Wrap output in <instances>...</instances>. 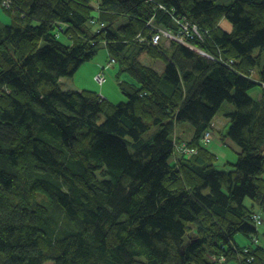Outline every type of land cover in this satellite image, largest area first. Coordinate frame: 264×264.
Instances as JSON below:
<instances>
[{
	"label": "trees",
	"instance_id": "1",
	"mask_svg": "<svg viewBox=\"0 0 264 264\" xmlns=\"http://www.w3.org/2000/svg\"><path fill=\"white\" fill-rule=\"evenodd\" d=\"M13 4L0 24V264H264V0ZM163 30L193 47L134 41ZM103 41L135 76L119 104L61 87ZM225 102L241 151L217 166L203 139Z\"/></svg>",
	"mask_w": 264,
	"mask_h": 264
},
{
	"label": "rangeland",
	"instance_id": "2",
	"mask_svg": "<svg viewBox=\"0 0 264 264\" xmlns=\"http://www.w3.org/2000/svg\"><path fill=\"white\" fill-rule=\"evenodd\" d=\"M231 2H232V0H219V3H222V4H229ZM0 8L3 11H5L6 13H8L11 10V8L9 9L8 7H5L2 1H0ZM95 11L98 12L99 16L105 15V17L112 19V21L119 19V17L118 16L116 17L115 14L107 13V12L105 13L104 9L100 6L95 7ZM9 16L11 17V15H9ZM11 20L13 22V20H14L13 17H11ZM12 22L10 24H12ZM120 22L123 23V22H125V20L120 19ZM120 22H118V23H120ZM177 23L179 24L178 26H181V24H182L180 21H178ZM222 23H223V21H222ZM222 23H221V27H223L225 29L226 26L222 25ZM102 26L104 27L105 23H103ZM182 26L185 27L186 23L182 24ZM228 27H230V25H228ZM65 28H66V26L64 27V29ZM191 29H192L191 35L189 34L190 38L193 39V35H196V37H198L200 39H202L203 36L206 37L205 34H207V33L204 32V29H202L201 27L197 28L199 30V33H200L199 35L194 34L193 28H191ZM150 33H152V31H150ZM139 36L140 35H138V37L135 36V39H134L135 42H139V43L149 42L153 46H159V45H155L154 41H152V38L146 39L145 37H148V36H146L144 33H142V35H141V38H144V41H140ZM67 38L70 39L71 37L67 36ZM178 40L180 42H183V43L187 42L193 47V45L191 44L192 42H189L187 37L185 38V37L181 36V38ZM163 44L166 45V47H169L171 42L164 38ZM96 51H97V54H96L95 58L91 61L84 63L82 65V67L79 68V70H77V72L75 73V75L73 77H69L68 79H65L63 87L65 86V83L69 87H75L76 86L75 88L80 87L79 89H83V90L85 89L84 87H86V86H87L86 88H92V87L97 86V88H98L97 90L96 89H90V90L91 91L96 90L95 92L101 94L100 91H102V89H103L104 91H106V93L110 94L109 100L113 104H119L120 102L125 101L127 99V97H126L127 94L123 91V89L120 85V82L121 81H127V82L134 83V82H136V80L134 78L135 76L132 73H130L129 71L122 72V69L125 68V64H123L122 62H119V61L117 62L112 57L113 55L110 53L109 49L107 48L106 41H103V43L102 42L99 43L98 46L96 47ZM110 55H112V56H110ZM204 55L209 56L208 54H204ZM147 56L148 55L143 56V58H144V59H142L143 62H146L145 57L146 58L149 57V56L148 57ZM148 59H150V58H148ZM98 60L103 61V63H104L103 67L107 64L108 61H109L108 63L113 66L111 68H105V71H101L102 77L107 76L105 84H104V81L102 82L104 84V86H102L103 84H100L101 87L98 85L99 81L96 77L94 80H91V79L89 80L86 76V75L90 74V70H92V68H94L96 65H101V63H99ZM149 61H154V60L150 59ZM262 63H263V61H262ZM257 70L254 71V73H252V75H251L256 81L260 79V77L257 73ZM84 71H85L86 75L83 74ZM126 75L130 76L131 79L130 80L126 79L125 78ZM262 87L264 88V83L262 84ZM257 91L261 92L260 90H256V91L254 90V91H252L251 94L254 95L255 92H257ZM225 111L234 112L235 107L229 102L224 103L222 110L218 113L217 117L214 119V121L212 123L213 131H214V135H213L212 140L211 141L203 140V142L206 144V147H208L209 150L212 151V153H214L218 156V161L216 163L217 166H221V163L224 160H226V162H228L229 160H230V162H233V163L237 162L238 161V153L240 150V147L227 136L228 129H229V121H228L229 118L225 116V114H224ZM224 122H226L227 125L223 124ZM186 127H188V126H186ZM189 129H190V127H189ZM189 134L190 133L187 132L186 136H189ZM213 139H214V141H213ZM183 146H186V145H183ZM252 203H253L252 200L249 197H247L244 204H246L247 206L250 207L252 205ZM258 231L259 232L257 233V236H258L259 242L261 245L264 246V215H263V223H262V225H260L258 227ZM236 240L240 244H244L245 242L248 241V239L242 234L237 235ZM225 264H227V263H225ZM229 264H236V263L231 262Z\"/></svg>",
	"mask_w": 264,
	"mask_h": 264
},
{
	"label": "crops",
	"instance_id": "3",
	"mask_svg": "<svg viewBox=\"0 0 264 264\" xmlns=\"http://www.w3.org/2000/svg\"><path fill=\"white\" fill-rule=\"evenodd\" d=\"M10 14L9 13H6L5 11H3L1 8H0V24H10L11 22H12V20H11V17L9 16ZM222 25H225L226 26V28L227 29H230L231 27H228V25H230L228 22H226V21H223V23H222ZM146 54H144V53H142V54H140L139 55V59L141 60V62L144 64V65H146V66H149V67H153L154 69H156L157 71H159V72H162L163 70H164V68H165V63L162 61V60H154V61H149L150 59H148V58H146L145 57V61L146 62H143L142 61V59H144L143 58V56H145ZM98 62L99 63H101V65H96L94 68H92V70H90V74L89 75H86L85 74V71H84V73L83 74H85L86 76H87V78L90 80H94L95 79V77L99 74V73H101V71H105V68H111V67H113L112 65L110 66L109 65V61L107 62V64L103 67V61H101V60H98ZM150 62V63H149ZM115 66V65H114ZM82 67V66H81ZM80 67V68H81ZM124 77V76H123ZM125 78L126 79H131V77L130 76H128V75H126L125 76ZM65 79H68V78H63L62 80H61V87L64 89V90H83V89H79L80 87H78V88H75V87H69V86H67L66 85V83H65V86L63 87V84H64V80ZM106 79H107V76H105V81H106ZM133 80V79H132ZM104 84H105V82H104ZM104 84L102 85V86H104ZM100 87H101V85L100 84H98ZM87 87V86H86ZM86 87H84L85 89L84 90H90V89H98L97 88V86L96 87H92V88H86ZM95 90V91H96ZM256 91V90H255ZM100 93L102 94V95H104L106 98H108L109 99V97H110V94L109 93H106V91H104L103 89H102V91H100ZM254 98H257V99H259L261 96H262V93L261 92H255V94L254 95H252ZM228 119V118H227ZM223 120V119H222ZM229 121V120H228ZM223 124H225V125H227V123L226 122H224ZM213 141H214V139H213ZM212 141V142H213ZM233 141V140H232ZM234 142V141H233ZM235 143V142H234ZM240 151H241V148H240V150H239V153H240ZM238 153V154H239ZM230 161V160H229Z\"/></svg>",
	"mask_w": 264,
	"mask_h": 264
},
{
	"label": "built area",
	"instance_id": "4",
	"mask_svg": "<svg viewBox=\"0 0 264 264\" xmlns=\"http://www.w3.org/2000/svg\"><path fill=\"white\" fill-rule=\"evenodd\" d=\"M0 1H2L3 2V4H4V6L5 7H8L9 9L11 8H13V6H14V4H13V0H0ZM184 29L186 30V31H188V24L186 23V26L184 27ZM193 32H194V34H200L199 33V30L197 29V27H195V26H193ZM181 33H182V30L179 32V33H177V35H175V34H171V33H168L167 31H160L158 34H156V35H154L153 37H152V41H154V43L155 44H158L159 43V41H160V37L162 36V35H165L166 37H168V38H170V39H180L181 38ZM191 32L189 31V34H190ZM188 34V35H189ZM139 38H140V41H144V38H141V35L139 36ZM109 65H111V64H109ZM96 78L98 79V81H99V84H103L102 82L104 81L105 82V77H102V75H101V73H99L97 76H96ZM212 138H213V133L212 132H210V131H207V133H205V135H204V139L203 140H205V141H211L212 140ZM257 218H259V217H257Z\"/></svg>",
	"mask_w": 264,
	"mask_h": 264
},
{
	"label": "bare ground",
	"instance_id": "5",
	"mask_svg": "<svg viewBox=\"0 0 264 264\" xmlns=\"http://www.w3.org/2000/svg\"><path fill=\"white\" fill-rule=\"evenodd\" d=\"M64 30V28L62 29V31ZM58 35L59 36H61L62 35V32L61 31H59V29H58ZM101 96L103 97V98H106L104 95H102L101 94ZM256 241L258 242L259 241V239L258 238H256Z\"/></svg>",
	"mask_w": 264,
	"mask_h": 264
}]
</instances>
